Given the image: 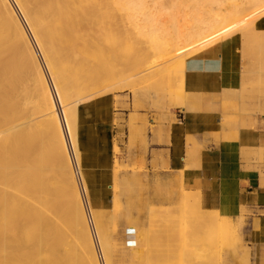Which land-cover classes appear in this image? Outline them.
Wrapping results in <instances>:
<instances>
[{
	"label": "rangeland",
	"instance_id": "374dc122",
	"mask_svg": "<svg viewBox=\"0 0 264 264\" xmlns=\"http://www.w3.org/2000/svg\"><path fill=\"white\" fill-rule=\"evenodd\" d=\"M254 1L143 0L141 13L124 14L118 23V26L122 23L123 27L120 25L119 28H112L111 31H114L110 33L113 37L112 35L109 37L112 41L116 37L119 39L115 38L118 43L111 41L108 47L103 48L107 50V54L117 59L110 61L112 69H107L106 73V77L110 78V90L102 93L103 95L82 101L77 107L76 132L80 151L78 159L83 179L79 181L78 175L74 174V179L82 191L84 206L86 202V206L91 207V214L87 212L85 217L88 219L85 221L86 226L91 229L88 230L89 235L93 244L97 246L92 233L93 228L97 236L100 234L102 244H108L110 263L112 257L114 262L120 264H141L136 254L139 239L133 242L135 244L130 251V248L125 246L129 245L125 229L132 223L142 227L148 219L149 225L159 220L176 221L178 225L175 228L176 237L172 238V241L177 242L173 246L177 248V259L161 264H225V260H228L227 264H233L229 254L235 251L237 239L243 238L241 226L244 218H241L242 223L236 228L229 220L218 214L204 216L198 209L196 197H193L192 205L182 204L179 199L178 203L172 206L175 212L156 211L165 203L171 204V197L180 195V181H177L176 177L174 181L161 179L160 174L169 173L170 168L167 151L160 150V146L167 144L168 128L177 122L176 115L187 110L189 101L184 87V70L188 58L197 55L213 57L215 52L210 48L235 34H240L243 44L246 45L247 56H253L252 61H262L260 52H255L256 45H264V33L255 32L254 22L264 16V7L259 6L261 2L256 4ZM9 3L17 18L20 21L25 20L22 23L23 28L27 33L33 34V27L19 0H9ZM172 5L176 7L174 10L170 9ZM227 7L231 10H226ZM169 11L175 14L183 26L184 35L176 45L174 43L178 37L174 35L173 30L166 33L164 27ZM194 15H197V20L192 19ZM131 23L135 26L130 25ZM152 29L156 30L157 36L150 39L157 40L159 44L151 43L144 38L145 36L143 37L142 32L148 34ZM98 33L100 37L105 36L98 30L94 32V36ZM100 37H96L98 41L96 44L103 46ZM29 40L48 77L41 44L35 37L29 36ZM128 43L130 45H126ZM118 45H121L122 49L120 52L118 50L119 54L115 51L119 49ZM105 52L103 50V53ZM203 52L205 53L202 54ZM261 67H258V71L264 73V63ZM138 68L143 71V75L135 78L132 73ZM122 70L127 72L123 73ZM130 75L133 78L129 77ZM180 86H183L182 90ZM255 86L258 88L257 85H252V88ZM51 88L53 89L52 85ZM247 93L249 97L264 98L263 90ZM183 101L186 105L180 104ZM250 108L247 105L230 103L224 104L222 111L224 115L226 113L236 115L241 112H252L253 109ZM221 119V123L224 124V116ZM96 176L103 179L99 181ZM100 184L109 188L107 191L111 203L108 211L96 210L91 204L93 190ZM151 226L154 228V225ZM240 247L246 249L244 245Z\"/></svg>",
	"mask_w": 264,
	"mask_h": 264
},
{
	"label": "bare ground",
	"instance_id": "6f19581e",
	"mask_svg": "<svg viewBox=\"0 0 264 264\" xmlns=\"http://www.w3.org/2000/svg\"><path fill=\"white\" fill-rule=\"evenodd\" d=\"M19 2L33 34L23 28L25 20L17 18L9 0H0V264H111L108 244H102L93 228L97 246L92 242L91 229L85 223L91 207L84 206L82 191L74 179V174L79 181L83 179L78 159L77 107L110 90L106 73L112 69L110 61L116 58L103 48L112 41V28L120 27L124 14H138L143 0ZM254 2L264 7V2ZM175 8L172 5L170 9ZM166 18V33L173 30L178 37L176 45L184 35L183 26L171 11ZM192 19L197 20V15ZM97 30L105 36H94ZM155 31L142 32L143 37L157 44L150 39L156 38ZM29 36L43 48L48 77ZM96 37L103 40V46L96 44ZM115 38L112 43H118ZM120 46L116 52L122 50ZM138 70L133 77L143 75Z\"/></svg>",
	"mask_w": 264,
	"mask_h": 264
},
{
	"label": "crops",
	"instance_id": "0c3cea01",
	"mask_svg": "<svg viewBox=\"0 0 264 264\" xmlns=\"http://www.w3.org/2000/svg\"><path fill=\"white\" fill-rule=\"evenodd\" d=\"M254 30L264 33V16L255 20ZM245 48L241 35L235 34L210 48L215 56L197 55L186 60L187 110L176 115L177 122L168 128L167 144L160 146V150L167 151L170 168L169 173L160 174L161 179L174 181L176 177L180 181V198L171 197V204L165 203L159 206L161 211L155 210L172 213L175 212L172 206L179 199L182 204L192 205L196 197L204 216L216 213L236 228L244 218L243 238L237 239L235 251L229 254L230 261L264 264V98L249 97L247 93L264 91V73L258 71L264 63V45H256L255 53L262 55L260 62L252 61L253 56H247ZM230 103L250 106L253 111L224 115L222 106ZM108 189L100 184L93 190L94 209H110ZM153 223L154 228L148 219L142 227L130 224L125 232L135 234L131 245L125 246L132 251L133 242L139 239L136 254L141 264L176 260L177 248L173 246L177 242L172 238L176 237L177 222ZM224 262L227 264L228 260ZM111 263L120 264L112 257Z\"/></svg>",
	"mask_w": 264,
	"mask_h": 264
},
{
	"label": "built area",
	"instance_id": "2783aa9c",
	"mask_svg": "<svg viewBox=\"0 0 264 264\" xmlns=\"http://www.w3.org/2000/svg\"><path fill=\"white\" fill-rule=\"evenodd\" d=\"M85 207H86V202H85ZM134 234H135L134 231H129L128 230V231L125 232V236H126V239H127V242H128L129 245H131L130 244L131 240H132L131 238L134 236ZM134 244L135 243H133L132 245H134Z\"/></svg>",
	"mask_w": 264,
	"mask_h": 264
}]
</instances>
